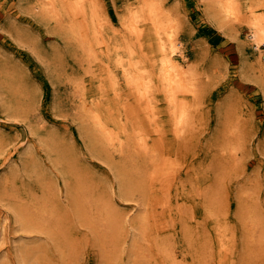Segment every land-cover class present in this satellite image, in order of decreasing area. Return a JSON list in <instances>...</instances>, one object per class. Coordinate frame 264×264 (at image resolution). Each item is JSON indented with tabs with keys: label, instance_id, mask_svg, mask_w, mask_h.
<instances>
[{
	"label": "rangeland",
	"instance_id": "374dc122",
	"mask_svg": "<svg viewBox=\"0 0 264 264\" xmlns=\"http://www.w3.org/2000/svg\"><path fill=\"white\" fill-rule=\"evenodd\" d=\"M39 1L0 0V264H144L134 246L140 228L127 222L144 213L152 199L164 213L152 229L173 237L168 243L179 263H203L205 257L210 264H241L237 212L242 209L246 224L255 216L262 222V232L260 227L254 233L258 224L244 226L255 239L246 240L255 257L245 263L264 264V67L258 64L264 57L250 44L246 29V15L264 14V0H237L239 19L223 28L207 0H160L178 25L176 39L196 76L194 103V95H178L192 105L194 119L184 138L172 131L167 101L158 90L160 54L150 19L140 11L141 33L123 37L119 15L140 0L84 1L88 13L80 19L98 51L91 58L81 55L77 39L84 34L67 30L68 18L61 22L40 12L35 7ZM91 2L99 5L97 18ZM98 30L101 39H91ZM121 54L140 59L144 79L153 85L154 123L114 64ZM109 71L118 73L117 91ZM80 78L87 103L101 100L103 114L113 119L129 113L135 130L148 133L158 162L171 163L160 178L149 179L152 165L143 155L125 162L103 155L81 112L79 87L74 86ZM119 137L124 138L122 132ZM232 141H237L235 152L227 148ZM167 181L168 189L162 190ZM242 189L249 195L240 196ZM123 190L127 195L122 199L118 194ZM99 194L112 197L114 218L96 215L92 201ZM211 194L219 203L214 214L204 205ZM184 220L191 233L185 232ZM220 222L235 230L230 250L218 249ZM209 236L213 240L202 243Z\"/></svg>",
	"mask_w": 264,
	"mask_h": 264
},
{
	"label": "bare ground",
	"instance_id": "6f19581e",
	"mask_svg": "<svg viewBox=\"0 0 264 264\" xmlns=\"http://www.w3.org/2000/svg\"><path fill=\"white\" fill-rule=\"evenodd\" d=\"M84 1L85 0H75L74 2L72 1L70 2V0H41V2L39 1L40 2L39 4L37 3L35 4V7L38 10H40V12H44V14L55 18L57 21L64 22V21H67L66 18H68L69 20L67 22H69V28L67 30L84 34L82 36V39H77L80 41V43H82L81 45H82L83 50L82 49L80 50H82V52L84 53H82L81 55L84 54L85 56H87V58L97 57L98 51L96 50L95 46L92 45L91 42H89L88 40L89 34L88 32L87 33L85 32V29L83 27L84 26L83 22L80 19L81 17H85L88 13V9H86V4H84ZM207 1H208L207 2L208 5L213 11L211 12L212 15L214 16L213 18H215L214 20L217 21V25L220 28H223L224 25L230 21L239 19L238 15L240 13V8H239V4L237 0H207ZM161 4L162 2L160 0H140V3L137 6L131 5L125 10V12H122L119 15V19H120V23L123 26V31H122V33L124 34L123 37L128 36V35L137 37L141 33L140 28H139V23H138L140 11L142 12L141 14L145 15V17L148 20L150 19L151 30H153V35L155 36V40H156L157 51L160 54L159 69L157 73V78H158V82L160 85V88L158 90H161L163 92L164 97L167 101V104L169 107L168 112L171 117L172 131L175 133L176 137L184 138L186 132L189 130L191 126V123L194 122V119H193V114L191 113V110L189 109V107H191L192 105L191 106L186 105L185 103L186 101L183 100L182 98L178 99V95L180 92L190 93L194 95L192 96L193 103H194L195 98H196V92L198 90L196 76H195V72L193 68L189 65V63L186 62V54L180 47L179 40L176 39L177 34L175 30L176 29L175 28L176 23L174 21L175 19L173 16H171V13ZM252 8H250V10ZM91 14H92V17L94 18H97L100 14L99 5L94 2H91ZM246 16L248 18L246 22L247 23L246 29L248 31V37H249L248 39L250 40V44L258 52V54L261 55V57H264V14H254L252 11L250 12V14ZM78 25H79V28L77 27ZM101 36H102V31L98 30L97 33L94 34L91 39H96V40L101 39ZM122 40L120 41V43L122 42ZM124 40L127 41L126 39ZM116 45L117 44L113 45V50L115 51H117L118 50L117 48H119V46L116 48ZM129 53H132V51ZM130 58H132V55L130 56L128 55V57L127 55L125 56L123 54L118 55L114 60V64L116 67L119 68L118 71H120L121 77L123 78V82L125 83V85L132 90V93L136 96V99L142 104H144V109L147 112L149 123H154L153 111H152L153 109L151 106V104L153 103L152 102L153 101V98H152L153 87L151 86L153 85H151L148 80L146 81L144 79V75L142 73V67L139 63L140 59L136 61V60H130ZM93 60H96V59H93ZM260 61H261V58H260ZM260 61L258 64L264 67V62L263 61L260 62ZM84 69L86 68L84 67ZM108 78L110 79L111 85L113 86L114 90L117 91V89L119 88V86L117 87V84L119 83L118 73L109 71ZM74 86H77V89L79 87V92H80V95H79L80 104L79 105L82 108L81 109L82 115L84 116V119L86 120L90 128H92L94 132H96V134L94 135H96L97 141L100 142V145L102 147L100 151L103 153L104 156L111 158V159L118 156L119 157L118 159H122V161L124 160L123 162H125V159L128 156L136 158V157H139L140 155H143L144 157H146L148 163L152 165V168L150 170L152 174L149 175V179L152 178L154 181L160 178V176H162L165 173L164 171H166L168 168H171L170 166L171 163L170 162L168 163V161L166 160H164L163 162H158V152L157 150H154L153 147L151 148V146L149 145L148 133L144 129H141V128L138 130H135L136 129L135 126L132 123H130L128 120L130 119L129 113H125V117L122 116L121 118H119V115H117L116 116L117 120L113 119L112 114L105 116L103 114L104 107L102 106L104 102H102L101 100L91 101V103L86 102L85 100L86 98L84 96V84L81 78L76 80ZM75 93H77V91ZM126 104L127 102L124 100L121 103L123 108L126 106ZM110 110H111V107H110ZM125 111L126 109H124V112ZM192 112H193V109H192ZM113 122L116 124L117 129L111 127V124ZM156 126L158 127V125ZM229 130L231 129L229 128L228 131ZM120 132H122L124 135V138L122 139L121 137H119ZM159 138H161L160 135H159ZM229 141H231V139H229ZM236 142L235 141L229 142V145H227V148L229 147L228 149L230 150L229 152H232V151L235 152V150L237 149ZM156 160L157 162H155ZM144 171L146 170L144 169ZM221 173L222 172H220V174ZM153 180H152V183H153ZM168 186H169L168 181L164 184H161L162 190L168 189ZM90 187L91 185L89 186V189ZM248 192L250 191L248 190L246 193L242 189L240 196L242 195L244 196L245 193L248 194ZM126 195L127 194L125 193V190H123V192H120V194H118V197L123 199L124 197H126ZM238 196H239V193H238ZM250 196H252V194ZM111 198L110 197L104 198L103 195L101 196L99 194L98 197H95L93 201L91 200L92 204L94 202V208H95L94 210H95L96 215L98 216L101 215L100 218L102 219L105 217L107 213L113 218L114 216H116L115 212L109 210L112 204ZM207 198L208 200H206V203L204 204L206 207V210L209 213L214 214L213 211L215 209H218L216 207L218 206L217 204L219 203L215 200L214 194H211V196H207ZM218 198L219 197H217V199ZM101 200L104 204L101 203ZM156 201L158 200L154 201L152 199V202L150 203L151 206L149 208L144 209L145 214L137 213L136 215L128 217L129 218V221L127 222L128 226L130 225L132 227L133 226L136 227V225H138V229L140 228L139 229L140 239L138 241L135 240V243H134V246L136 247V254L138 256V260H142V261L145 260L144 264H183L181 262L179 263L175 259L176 254L174 253V249H172V247H169L168 241L170 240V238H173V237H171L170 234L164 235V236L160 235L159 232L156 231V229L155 230L152 229L154 226H158L160 224L158 220L160 219L161 215L164 214L162 210H158L156 206L157 205ZM167 204L169 205V203ZM167 208L169 209V206H167ZM162 209H165V208H162ZM109 212H113V214ZM237 213H238L237 220L240 226V240L241 241L243 240V243L242 242L241 243L243 244V247H244V251L241 253L239 263L246 264L245 262H250L248 260L250 257L252 258L255 257L252 255L253 252L250 253V250L247 248L246 243L248 240L250 241L253 239L252 232L253 231L254 233L258 232V230L262 226L261 225L262 222L258 216L257 218L255 216L254 219H252V222L251 221L250 222L252 225L258 224V227L257 228L253 227L252 228L253 231L249 233L246 231L244 227L247 221L246 222L244 221L245 217H244L243 210L241 209V212L239 211ZM117 214L119 215V213ZM247 215L249 216V214ZM255 218L256 219L259 218V220L257 221ZM115 220L119 225L120 224L121 226L123 225L122 224L123 221L121 219H115ZM184 221L186 223V220ZM112 222H113V219H111V224H108L110 226L109 231L111 229ZM220 223L222 224L219 226L218 229H216V241L217 243H219V245H221L218 249L219 251L222 248L224 250H230L233 245V243H231L230 236H232V238L234 237L235 230L228 224V222H220ZM182 226L185 229V232L191 233L190 231L191 228L189 227V224L188 225L183 224ZM261 230H262V227L259 231L262 232ZM210 240H213L211 236L206 237V240L202 241V243H207ZM252 241L255 242V239ZM258 241L260 240L257 239V242ZM253 242L251 243L253 244ZM247 250H249V252ZM255 251H258V249H255ZM244 252H246V254ZM204 259L205 260L203 263H197V264H210L209 263L211 261L210 259L205 258V257ZM135 262H137V260Z\"/></svg>",
	"mask_w": 264,
	"mask_h": 264
}]
</instances>
